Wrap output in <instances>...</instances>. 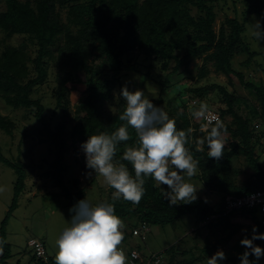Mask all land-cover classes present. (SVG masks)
Listing matches in <instances>:
<instances>
[{"label": "trees", "instance_id": "obj_1", "mask_svg": "<svg viewBox=\"0 0 264 264\" xmlns=\"http://www.w3.org/2000/svg\"><path fill=\"white\" fill-rule=\"evenodd\" d=\"M4 2L5 9L0 12V30L4 33L2 41L14 35H25L35 47V55L28 52L26 43L4 45L0 51V98L13 109L25 108L34 114L41 126L39 133L45 135V139L55 149L56 156L45 176L50 177L61 189L60 194L68 199L71 207L79 200L86 199L87 193L85 188L79 187V178L73 180L75 188L66 184L64 172L68 169L65 163L67 138L71 137L74 143L81 145L89 136L100 133L111 135L119 127L126 126L125 121L119 120L126 104L121 103L112 114L105 111V103L113 100V91L124 77L133 82L129 90H141L139 87L146 83L147 77L155 79L151 68L158 66L161 73L157 74L156 79H159L163 91L153 103L176 120L177 130L186 131L189 127L195 129L186 145L194 160L198 161V173L194 177L210 192L221 195V206L217 209L204 198H198L191 204L170 206L164 195L167 186L158 184L153 177H145V194L138 205L122 197L114 200L113 194L109 195V202L114 205L116 215L125 224L123 242L134 236L135 229L140 230L136 236L144 239V233L151 226H165L189 214L196 219L197 225L204 223L207 228L203 234L195 230L197 233L193 236L195 245L201 239L205 246L201 250L196 246L195 249L200 253H193L191 260H176L178 254L185 257L188 252L178 247L176 253L168 258V264H207L212 254L224 242H229L242 227L241 224L233 223L232 217H249L257 226V231L264 233L257 208L244 206L225 211L228 196H244L264 189V165L261 163L264 152V82L257 84L246 79L243 72L232 66L234 56L241 52L249 55L246 65L259 54L250 48L244 33L249 15H259L264 23V0H244V20L226 17L219 30L215 27L218 11L213 0ZM63 11L66 13L64 18ZM138 57L150 61L147 72L139 80L135 79L136 75L133 76L137 71ZM195 58L202 59V62L194 73L190 64ZM209 63L213 64L216 72L235 74L240 83L255 94L259 105L230 92L226 86L216 83L200 85L201 81L209 77ZM52 74L55 108L63 107L66 111L71 105L70 95L75 91L80 93L75 102L74 124L69 131L63 123L53 126L52 119L46 115L45 96H34L43 84L51 85ZM170 88L174 89L173 95L167 92ZM211 91H215L216 98L226 104V108L220 110L221 119L226 115L232 117L229 123H224L227 128L224 133L226 147L220 160L208 157L206 141L200 146L203 151H197V142L205 137V133L199 131L203 121L202 118H192L189 113V105L198 109L200 102L207 103V95ZM241 103L247 107L246 116L238 109ZM177 113L182 115L178 116ZM15 123L12 117L0 114V128L7 134L15 131ZM128 131L131 138L117 145L113 163L123 164L134 177V169L130 162L123 159V153L126 147L139 146L138 137L135 129L130 126ZM241 155L254 170V174L239 184L235 180L234 160ZM0 162L13 168L17 176L13 202L0 231V241H6L0 244L3 249L0 264H21V260L11 261L14 254L12 244L7 241L5 227L25 189L26 169L21 160L6 156L1 145ZM170 170L175 169L170 166ZM184 178H188L186 174ZM209 230L216 234L227 233L210 245L205 239ZM250 236L252 234L249 232ZM32 238L43 241L48 256L46 260L38 258L32 251L31 260L37 264H56L55 258L48 254L46 242L37 237ZM263 240L258 239L254 243L261 246ZM134 248L128 252L129 256ZM250 259L254 261V256ZM229 260L231 263L241 262L240 255L232 256Z\"/></svg>", "mask_w": 264, "mask_h": 264}, {"label": "rangeland", "instance_id": "obj_2", "mask_svg": "<svg viewBox=\"0 0 264 264\" xmlns=\"http://www.w3.org/2000/svg\"><path fill=\"white\" fill-rule=\"evenodd\" d=\"M213 3L216 5V10L218 11L215 24L216 30H219L220 25L226 17H238L241 21L244 20V0H213ZM4 9L5 2L4 0H0V12ZM65 15V11H63V18ZM257 20L261 21V17L257 14L248 16L244 36L250 48L256 50L259 54L249 65H246L245 63L249 55L245 52H241L234 56L232 66L237 71L243 72L246 79L253 80L259 84L260 82H264V41H257L250 35L251 23H255ZM3 36L4 33L0 30V51L5 44L20 45L26 43L28 44V52L35 55V47L30 43L27 36L14 35L6 41H2ZM134 54L137 56V52ZM138 58V63L136 64L137 71L133 76L136 75L135 79L137 78L139 80L147 72L150 61L142 57ZM201 62L202 59L200 58L192 60L190 68L194 73ZM208 68L209 77L207 80L201 81L199 83L200 85L216 83L226 86L230 92L245 98L255 105H259L255 94L251 90L246 89L235 74L227 75L216 72L212 63L208 64ZM151 71L152 74L155 75V79L147 77L146 83L139 88L143 91L145 98L154 101V99H157L162 94L163 90L158 81L159 79H156L157 74L161 73L160 68L156 66L155 68H151ZM53 79L54 74L50 76L51 85L43 84L39 92L35 93L34 96L44 95V102L47 103L46 115L52 119L53 126L63 123L67 125V130L69 131L74 124V114L76 110L75 102L80 93L75 91L70 95L71 105L66 111L63 107L55 108L56 101L54 97H52ZM131 83L133 84L132 81L124 77L121 82L117 84L113 91V100L106 102L104 105V109L107 113L113 114L117 111L121 103L126 104V101L121 95V90L124 86L131 87ZM167 92L169 95H173L174 89L170 88ZM207 100V104L211 110L220 113V110L226 108V104L221 99L216 98L215 91H211L207 95ZM238 109L245 116L247 115L248 110L245 104L241 103ZM189 113L191 115V110H189ZM0 114L12 117L17 125L12 134H7L0 128V145L6 156L15 160H21L26 169L25 189L18 199L16 208L11 212L5 227L7 231V241L12 244V253L14 254V258L11 261L16 262L17 260H21V264H37L36 261L34 262L31 260L30 253L33 250L28 246V239L37 237L44 240L46 242L48 254L55 258L58 251L56 241L62 231L66 227L71 226L72 213L69 212L71 205L68 199L60 194L61 189L55 185L50 177L45 176V173L51 168V163L56 156L55 149L53 145L45 139V135L39 133L41 126L34 117V114L30 113L25 108L13 109L7 105L2 98H0ZM191 117L193 118L192 115ZM221 120L223 123H229L232 117L226 115ZM262 142L264 145V139H262ZM246 162L245 157L242 155L234 160L236 169L235 180L239 184L250 179L254 174V170L249 167ZM65 163L68 169L64 172V178L68 186L75 188L73 180L79 178V187L85 188L87 193L86 199L91 202L93 206L104 202L110 203L109 195L113 194L115 189L108 185L102 176L95 173L89 176L88 172L90 170H83V168L87 169L85 154L81 149V145L74 143L71 137L67 138ZM261 163L264 165V152L261 156ZM115 164L119 166V164ZM16 177V172L13 168L0 162V231L2 222L7 217L13 202ZM94 177H96L95 180H93ZM185 182L192 184L198 189V198H204L210 205H213L217 209L221 206V195L217 192H210L197 178L194 176L188 177L185 178ZM231 221L241 224L242 227L229 242H224L217 250H223L226 254V259L223 260L221 264H241V262L231 263L229 259L232 256L241 255L246 250L245 247L241 245L240 241L245 236L249 238V232L252 234L254 222L251 218L236 215L232 217ZM195 230H199L200 233L203 234L206 232L207 228L204 227V223L197 225L196 219L188 214L184 219L169 223L165 226H151L150 230L144 233V239L139 236H130L127 242H122L119 247L126 254L127 264H130L128 252L132 247L138 248L143 254L148 256L163 252L167 261L173 253H176L178 247L185 248V250L188 251L187 255L183 257L178 254L176 260H184V258L186 260H191L193 253H200L195 247L199 246L201 250L205 246L201 239H198L195 245V240L193 239V236L197 233ZM226 233L227 232L216 234L213 230H209L205 239L212 245L223 238ZM261 247L264 248V240L262 241ZM24 250L27 251L24 252ZM1 253L2 252H0V255ZM214 254L215 253H213L212 256ZM253 264H264V256H262L259 261L254 257Z\"/></svg>", "mask_w": 264, "mask_h": 264}, {"label": "clouds", "instance_id": "obj_3", "mask_svg": "<svg viewBox=\"0 0 264 264\" xmlns=\"http://www.w3.org/2000/svg\"><path fill=\"white\" fill-rule=\"evenodd\" d=\"M250 35L257 41H264V23L259 20L251 23ZM121 95L126 106L119 120L125 121L126 126L119 127L111 135L89 136L81 144L86 167L90 170L88 175L102 176L115 189L114 200L122 197L138 205L145 194V177H153L158 184L167 186L164 195L170 206L195 202L198 189L185 182L182 175L190 178L197 173L198 161L186 147L195 129L177 130L176 120L145 98L139 89L133 92L124 86ZM189 109L195 119L207 121L200 125L199 131L205 133V137L197 142V151H203L200 145L206 141L208 157L220 160L226 147L225 124L218 116L210 114L205 102H200L198 109L189 105ZM128 126L135 129L139 146L126 147L123 159L131 163L134 177L123 164L117 166L113 163L117 145L131 138ZM170 166L175 170H170ZM69 212L72 213L71 226L66 227L56 241V264H127L126 254L119 247L124 240L125 224L116 215L112 203L93 206L87 199H81L69 208ZM258 239H264V233H259L254 225L251 238L245 236L240 241L246 249L240 255L241 264H253L250 257L259 261L264 256V248L254 243ZM4 242L0 241V244ZM132 256L136 257V253L133 252ZM225 259V252L220 250L208 259L207 264H221Z\"/></svg>", "mask_w": 264, "mask_h": 264}, {"label": "built area", "instance_id": "obj_4", "mask_svg": "<svg viewBox=\"0 0 264 264\" xmlns=\"http://www.w3.org/2000/svg\"><path fill=\"white\" fill-rule=\"evenodd\" d=\"M210 114L213 116H218L220 119V113L216 112L214 110H209ZM203 123H206L207 121L202 118ZM215 123V121H213ZM250 207V208H257L258 215L260 216L261 223L264 225V189L257 190L253 193L244 195V196H233L230 195L226 199L225 203V211L230 212L234 209L240 208V207ZM146 230L148 228L144 227ZM135 235L140 234L139 229L134 230ZM144 238V237H143ZM28 246L32 248L34 253L38 258L47 259V250L43 243V241H40L36 238H31L28 240ZM136 253V257L132 256V253ZM129 263L130 264H168V261L166 260L163 252H158L151 254L149 256H143L141 251L134 248L130 252L129 256Z\"/></svg>", "mask_w": 264, "mask_h": 264}]
</instances>
